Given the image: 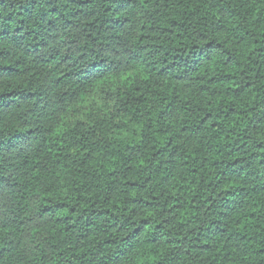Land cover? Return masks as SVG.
Wrapping results in <instances>:
<instances>
[{"label": "trees", "instance_id": "1", "mask_svg": "<svg viewBox=\"0 0 264 264\" xmlns=\"http://www.w3.org/2000/svg\"><path fill=\"white\" fill-rule=\"evenodd\" d=\"M32 2L9 9L12 25L32 24ZM175 5L153 46L174 47L178 59L191 39L180 22L192 21L222 55L187 77L133 63L90 91L57 65L45 77L58 91L42 117L43 146L23 166L38 173L47 161L57 179L83 184L78 199L93 221L85 233L97 248L122 250L138 233L123 264H264V0ZM57 7L73 16L82 5Z\"/></svg>", "mask_w": 264, "mask_h": 264}, {"label": "clouds", "instance_id": "2", "mask_svg": "<svg viewBox=\"0 0 264 264\" xmlns=\"http://www.w3.org/2000/svg\"><path fill=\"white\" fill-rule=\"evenodd\" d=\"M61 2L34 0L28 7L38 9L39 15L19 28L10 23L9 9L14 12L24 0L0 4V264H123L138 233L128 236L122 250L97 248L85 233L93 221L78 199L83 184L74 176L57 179L59 173L45 168L47 161L39 165L38 173L35 165L23 166L24 158L34 157L36 146H43L42 117L56 101L58 90H50L45 77L62 65L72 72L73 83L79 81L77 88L83 85L90 91L133 63L157 72H182L185 77L201 75L195 69L207 57L222 53L205 47L215 35L206 31L201 36L192 21L183 20L179 26L191 39L181 46L178 59L174 47L153 46L161 42L152 39L159 34L155 26L168 27L177 19L168 14L175 9V0H78L82 7L73 16L57 7ZM38 84L45 87L35 91L33 99ZM70 88L71 84L63 91ZM63 106L70 116L72 106ZM28 125L32 131H27Z\"/></svg>", "mask_w": 264, "mask_h": 264}]
</instances>
